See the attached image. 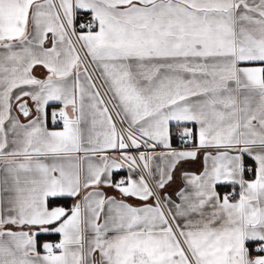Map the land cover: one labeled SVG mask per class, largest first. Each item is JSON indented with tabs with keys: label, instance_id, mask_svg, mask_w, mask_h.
<instances>
[{
	"label": "snow or ice",
	"instance_id": "1",
	"mask_svg": "<svg viewBox=\"0 0 264 264\" xmlns=\"http://www.w3.org/2000/svg\"><path fill=\"white\" fill-rule=\"evenodd\" d=\"M0 264H264V0H0Z\"/></svg>",
	"mask_w": 264,
	"mask_h": 264
},
{
	"label": "crops",
	"instance_id": "2",
	"mask_svg": "<svg viewBox=\"0 0 264 264\" xmlns=\"http://www.w3.org/2000/svg\"><path fill=\"white\" fill-rule=\"evenodd\" d=\"M78 16H87L84 13H79ZM33 75H35L37 78H44L46 75V71L42 68V67H37L36 69H34L33 71ZM29 106L33 107L32 102L29 101ZM62 107V105L58 102H50L48 106H46V113H47V127L50 131H59L62 129L63 127V122H61L60 124H54L53 120H52V113L53 111L58 112L59 109ZM172 147L176 148V149H180L182 147H186L183 146L179 143V141L176 139V137H173L172 140ZM251 163V161H249V164ZM180 170H187V171H191V172H196L199 173L201 171V159H197L195 161H186V162H182L181 166H180ZM128 175V169L126 167L122 168L120 171H114L113 175H112V181L113 183L117 182L118 180H120L123 177H127ZM177 175H179V171L177 172ZM135 178V176H134ZM179 182L170 185L166 191L170 194L173 195V198L175 199L174 193L175 191L179 188ZM103 192L107 195V196H116L119 199V193L116 192L113 188L111 187H103L102 188ZM218 190V189H217ZM232 189H228L225 190L223 193H221V195H223L224 193H227L228 191H231ZM219 191V190H218ZM236 191L238 192L239 189L236 188ZM220 192V191H219ZM129 203L133 204V205H139L142 202L135 200V199H129L128 200ZM74 203V200L71 201V205ZM66 207V206H65ZM53 238H57L58 236L55 235H50L47 238L42 239L41 241L44 240H49L51 241Z\"/></svg>",
	"mask_w": 264,
	"mask_h": 264
},
{
	"label": "trees",
	"instance_id": "3",
	"mask_svg": "<svg viewBox=\"0 0 264 264\" xmlns=\"http://www.w3.org/2000/svg\"><path fill=\"white\" fill-rule=\"evenodd\" d=\"M230 188H231L230 186H219L218 190L220 191V193H223L225 190H228ZM71 201H72V199L69 198V199L58 200V201H56V203L62 204L63 206H66V207H70ZM48 236H50V235L41 236L40 240L47 238Z\"/></svg>",
	"mask_w": 264,
	"mask_h": 264
},
{
	"label": "built area",
	"instance_id": "4",
	"mask_svg": "<svg viewBox=\"0 0 264 264\" xmlns=\"http://www.w3.org/2000/svg\"><path fill=\"white\" fill-rule=\"evenodd\" d=\"M89 17L88 16H78V18H77V23L79 24L80 22H83L84 20H86V19H88ZM58 113V112H57ZM62 121L61 120H59V119H57L56 120V122L54 123V124H60ZM141 151H147L146 149H144V148H141L140 149ZM129 153L130 154H132V155H136L137 154V152H136V150L135 149H131V150H129ZM126 167V166H125ZM127 168V167H126ZM123 178H126V177H123ZM228 192H230V191H228ZM57 240V238H53L51 241H56Z\"/></svg>",
	"mask_w": 264,
	"mask_h": 264
}]
</instances>
